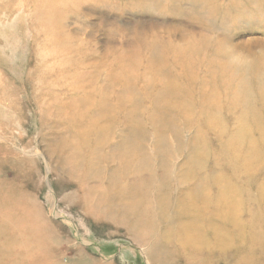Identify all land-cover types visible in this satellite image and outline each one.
I'll list each match as a JSON object with an SVG mask.
<instances>
[{"label": "rangeland", "instance_id": "374dc122", "mask_svg": "<svg viewBox=\"0 0 264 264\" xmlns=\"http://www.w3.org/2000/svg\"><path fill=\"white\" fill-rule=\"evenodd\" d=\"M218 42L227 52L225 60L223 56L211 58ZM152 52L161 56L157 62L151 58ZM233 55L238 60L242 56L264 62V0H0V193L21 195L17 208L33 219L42 215L54 233V239H43L44 247L28 257L49 262L52 255L60 253L63 264L79 262L80 256L88 261L83 264H184L185 256L178 254V239H169V254L158 260L148 254L156 240L145 236L143 229L135 234L120 225L86 218L73 194L76 180L61 169L56 152L63 140L72 141L79 131L73 123L83 110H118L121 115L114 143L125 140L135 127L129 150L144 149L153 167L168 153L173 158L169 167L173 183L162 193L166 203L174 205V199L184 194L186 187L181 183H195L214 172L226 179L228 170L222 164L215 169L212 157L218 155L226 134L233 130L234 112L223 109L218 121L194 113L188 128L170 113L168 117L163 114L179 132L178 143L172 133L153 130L149 118L155 111L150 98L168 88L198 91L209 80L206 88H220L227 83L222 71L234 68L227 61ZM122 60L126 62L120 67ZM121 70H129L134 77H119ZM154 72L157 77H152ZM228 78L234 91L240 78ZM244 92L254 95L256 108L264 109V101L253 87L243 89L242 96ZM119 96L123 100L116 109ZM130 98L132 102L137 99L136 107L128 105ZM95 99H103V108L93 106ZM174 100L167 104H175ZM180 119H185V114ZM202 120L214 128H206ZM163 140L169 141L170 148L165 150ZM157 144L160 149L155 152ZM192 146L198 147L197 171L191 169L188 159ZM261 154L263 159L258 160L250 178L240 173L237 181L228 178L240 187L248 186L250 199H243L250 200L249 209L264 210L260 202L264 150ZM162 171L157 167L156 183ZM188 172L191 177L183 179ZM205 188H212L210 181ZM3 202L8 203L6 199ZM166 210H153L159 233L163 221L175 216V207ZM237 214L242 219L243 213ZM5 218L0 216V221ZM25 240L27 244L29 239ZM257 240L235 239L236 252L224 256L230 261L224 262L217 249H209V253L216 259L214 264H264V242ZM6 244L0 239V247ZM19 246L17 242L7 248L17 252ZM228 248L222 249L230 251ZM11 255L21 263L28 258ZM196 258L194 264H205L200 256ZM7 259L0 264H12L10 257Z\"/></svg>", "mask_w": 264, "mask_h": 264}, {"label": "bare ground", "instance_id": "6f19581e", "mask_svg": "<svg viewBox=\"0 0 264 264\" xmlns=\"http://www.w3.org/2000/svg\"><path fill=\"white\" fill-rule=\"evenodd\" d=\"M223 49L222 43L218 42L215 46V53H217H214L211 58L218 60L217 56H223L225 60L227 52L225 53ZM151 56L156 62L161 58L157 52H152ZM125 60L120 61L122 62L120 67L125 64ZM227 61L234 68L226 71L219 68L220 72L222 71L221 76H226L225 85L216 90L209 89L206 88L209 80L205 81L206 84L202 85L198 91L195 88L181 87L179 92H175L174 89L168 88L157 94L156 100L154 95L150 98L155 112L149 118L155 132L172 133L174 138L178 137L179 143V132L173 128L170 120L165 121L163 114L168 117L170 113L173 119L175 116L182 123V127L188 128L191 126L188 121L189 117L194 113L206 119L209 115L211 119L218 121V114L223 112V109L233 111V130L226 134L227 139L221 144L218 155L212 157L215 161V169L222 164L228 170L226 179L217 172L211 176L208 175V178L200 179L196 174L195 178L199 179L197 182H188L189 185L180 184L181 187L186 188L180 198L174 199V205L172 202L166 203L162 193L164 190H169V185L173 183L169 172V167L173 165V158L165 152L167 147L170 148L169 141L163 140L166 142L163 146L167 156L156 167H153L149 164L144 149L131 147L132 150H129L136 134L133 124L134 128L125 140L122 138L117 143L113 142L115 129L120 120L118 116L121 115L118 110L105 111L100 108L83 110L80 114L77 113L79 116L73 123V128L79 131L73 134L72 141L63 140L56 155L61 169L76 180L73 194L78 197L77 202L86 218L92 217L101 222L120 225L135 234L143 229L145 236H151L149 239L156 240L153 249L148 254L153 258L155 256L158 260H165L169 254L168 249L171 242L169 239H178L181 251L178 254L185 256L182 258L184 264H194L193 258L196 256H200L205 264H214L216 259L209 253V249H217L224 262L230 261L224 256L227 252H236L235 239H259L258 243L264 242L262 241L264 239V210L249 209L250 200L243 199L244 196L250 199L248 186L240 187L237 182L232 183L228 179L233 177V180L237 181L239 173L250 178L258 160L263 159L261 152L264 150V109L256 108L254 95L251 97L244 92L245 95L242 96V90L247 91L248 88L253 87L259 94V99L264 101V83H262L264 62L248 61L242 56H239L238 60L235 55L230 56ZM219 65L221 64L219 63L218 67ZM157 74L158 72H154L152 77H157ZM118 76L134 77L129 70H121ZM236 76H239L240 81L235 84L233 91V82L228 77ZM229 88L230 92L227 90ZM166 93L169 96H166ZM167 97H169L168 101ZM173 98H175V104L169 106L167 103H170ZM122 100V96L116 99L114 104L116 109L121 105ZM128 101L129 106L136 107V98L133 102L132 98ZM99 104L103 108V99H98V101L95 99L93 106L96 107ZM131 114L130 116H133V113ZM182 114H185V119H180ZM159 120H162L163 127L160 126ZM202 124L206 128L208 126L214 128L213 124L208 125L203 120ZM203 147L208 148L205 145ZM203 147H200V152L203 151ZM191 148L193 151L188 155V159L191 162V169L197 171L200 170L196 157L199 153L198 147L192 146ZM153 149L158 152L160 145H155ZM62 153L63 157H61ZM157 167L163 171L159 177L160 180L156 183ZM188 177H191V172L183 179ZM209 181L212 188L208 190L205 184ZM154 195H156L155 201L153 200ZM260 195V202L264 204V189ZM20 198L19 194L9 197L0 193V216L6 217L5 221H0V239H5L7 243L4 248L0 247V260L10 257L12 264H63L59 259L60 253L52 255L53 258L49 262H39L38 259L37 261L28 257L34 250L44 247L43 239H54V233L45 224L41 214V218L33 219L29 214L17 208L16 204ZM4 199L8 201L7 204L3 202ZM172 206L175 207V216L163 221L166 222L164 229L160 233L157 232L154 208L166 210L167 208L172 209ZM239 211L243 213L242 219L237 214ZM37 220L40 221L37 222ZM160 220L162 222L163 219ZM25 239H29L27 244ZM17 242H20L17 252H9L8 245H15ZM224 247H229L230 251H223ZM12 253L27 256L28 258L25 259L27 261L21 263L15 259L16 256L11 255ZM87 262L85 257L80 256L79 262L73 261L66 264ZM157 263L165 264L161 261Z\"/></svg>", "mask_w": 264, "mask_h": 264}]
</instances>
